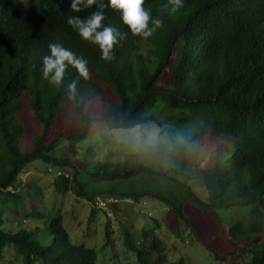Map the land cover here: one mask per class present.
Segmentation results:
<instances>
[{
    "label": "trees",
    "instance_id": "trees-1",
    "mask_svg": "<svg viewBox=\"0 0 264 264\" xmlns=\"http://www.w3.org/2000/svg\"><path fill=\"white\" fill-rule=\"evenodd\" d=\"M71 3L0 0V264H100L98 212L108 216L101 248L115 250L116 238L138 264H167L146 200L167 208L177 242L187 236L215 262L264 264V246L252 244L264 236V0H183L176 12L169 0H144L163 22L147 38L109 0L79 13ZM98 4L102 27L125 34L111 60L67 23ZM55 42L87 61L86 75L66 62L60 84L43 77ZM149 127L156 137H134ZM205 135L222 142L196 188L185 157ZM36 164L61 198L33 182ZM66 195L89 213L79 243L64 225ZM15 218L24 226L14 232Z\"/></svg>",
    "mask_w": 264,
    "mask_h": 264
},
{
    "label": "rangeland",
    "instance_id": "rangeland-1",
    "mask_svg": "<svg viewBox=\"0 0 264 264\" xmlns=\"http://www.w3.org/2000/svg\"><path fill=\"white\" fill-rule=\"evenodd\" d=\"M28 4H32L36 0H24ZM73 104H71L69 109H72ZM30 117V116H29ZM26 116V124H27V136L26 140L29 142L34 133L35 129L33 126V121L31 118ZM122 133V132H117ZM145 135L150 138H154L158 135L156 129L153 127H149L141 132H135V136ZM120 137H125L124 135L120 134ZM222 140L217 136L212 135H205L198 143L191 146L186 154V162L188 165V174L193 178V184L196 188L201 187V178L199 171L201 169L207 168L208 162L210 160L211 154L214 150H216ZM138 150V149H136ZM154 158V155H152ZM48 173V167L42 164H36L33 167L32 172L30 175L32 177L33 182H36L37 185L41 186L43 191L46 194H49L52 198L59 197L61 195L56 194L55 187L53 182L56 180L54 174L51 172ZM68 174V172L66 171ZM34 177V179H33ZM27 176H24L26 179ZM63 213H64V225L71 236L72 240L76 243L83 241L87 236V218L89 213L82 209L81 204L75 201L70 195H66L63 197ZM46 203V201H45ZM145 210L150 213L151 220L150 222L146 223V227L154 226V221L158 222L161 225L163 233H158L157 235L160 239L165 242L167 245L166 255L168 258L167 264H178L181 260L184 264H229L231 261L228 262H215L211 257V254L201 245H195L193 241L185 236L183 242H177L175 239L174 234L169 232L167 228V221L168 219V212L167 208L156 201L146 200ZM52 207V205H51ZM136 216V214H134ZM106 213L98 212L96 215V222H98L99 227H97L96 233L92 240H95V244L97 246V251L100 255L99 263L100 264H138L135 257L132 255H128L122 248L120 243L115 241V250L112 249H103L101 247L105 244L104 239V227L106 225ZM114 219H111V228L115 232V235H118V225L116 222H112ZM12 222L14 223V227L12 228L15 232L19 227H23L24 223L21 222L19 219H13ZM144 220L143 218L140 219V222L137 223L136 229L139 230L141 226H143ZM97 223L91 224L93 227L98 225ZM262 244L264 246V236L261 238L253 240L252 244Z\"/></svg>",
    "mask_w": 264,
    "mask_h": 264
},
{
    "label": "clouds",
    "instance_id": "clouds-1",
    "mask_svg": "<svg viewBox=\"0 0 264 264\" xmlns=\"http://www.w3.org/2000/svg\"><path fill=\"white\" fill-rule=\"evenodd\" d=\"M97 0H72V12L79 13L82 9L90 8ZM171 11L176 12L183 7V0H169ZM144 0H109V6L119 11L121 20L128 25L134 35L147 38L162 27V20L151 16V10L143 6ZM104 5L98 4L100 10L92 12L85 18L69 16L67 23L78 30L85 40L98 44L101 49V59L111 60V51L115 45L124 39L125 34L119 28L108 25L102 27L105 20ZM151 21V26L149 25ZM50 55L43 57V77L52 84H60L63 79L66 62L86 75L87 61L77 57L72 51L65 48L60 42L49 43ZM70 88L74 85H69Z\"/></svg>",
    "mask_w": 264,
    "mask_h": 264
},
{
    "label": "built area",
    "instance_id": "built-area-1",
    "mask_svg": "<svg viewBox=\"0 0 264 264\" xmlns=\"http://www.w3.org/2000/svg\"><path fill=\"white\" fill-rule=\"evenodd\" d=\"M56 175H57V177H58V176H59V177H60V176H66V177H68V175H65V174L62 173V172H58ZM103 207H104V206H103ZM142 213H145V212L142 211ZM111 216H112V215L109 214V217H111Z\"/></svg>",
    "mask_w": 264,
    "mask_h": 264
}]
</instances>
